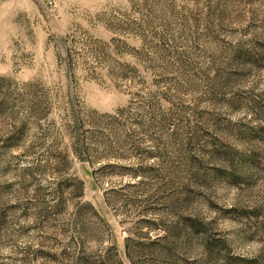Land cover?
<instances>
[{
  "label": "rangeland",
  "instance_id": "rangeland-1",
  "mask_svg": "<svg viewBox=\"0 0 264 264\" xmlns=\"http://www.w3.org/2000/svg\"><path fill=\"white\" fill-rule=\"evenodd\" d=\"M0 264H264V0H0Z\"/></svg>",
  "mask_w": 264,
  "mask_h": 264
}]
</instances>
